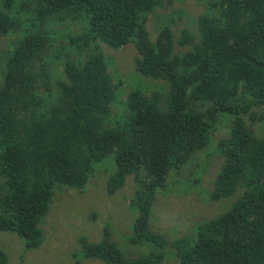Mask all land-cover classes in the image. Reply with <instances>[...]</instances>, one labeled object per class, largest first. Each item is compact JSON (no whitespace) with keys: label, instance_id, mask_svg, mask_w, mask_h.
<instances>
[{"label":"trees","instance_id":"16d2710c","mask_svg":"<svg viewBox=\"0 0 264 264\" xmlns=\"http://www.w3.org/2000/svg\"><path fill=\"white\" fill-rule=\"evenodd\" d=\"M175 2L1 1L9 48L0 54V231L23 238L27 250L43 243L55 188L82 192L95 165L112 157L107 192L133 177L129 241L151 249L129 259L106 226L100 242L78 240L85 259L162 264L172 254L178 264H264V133L253 129L264 125V0H206L196 34L183 29L177 38L168 24L152 41L149 16L155 11L158 26L156 12ZM174 15L172 8L162 17L174 23ZM129 44L136 71L162 85L127 87L120 100L117 60L103 46ZM223 114L231 127L210 200L235 202L194 237L168 242L151 229L157 191L209 145ZM8 263L0 251V264Z\"/></svg>","mask_w":264,"mask_h":264},{"label":"rangeland","instance_id":"374dc122","mask_svg":"<svg viewBox=\"0 0 264 264\" xmlns=\"http://www.w3.org/2000/svg\"><path fill=\"white\" fill-rule=\"evenodd\" d=\"M175 1L167 11L162 9L156 12V15L162 13L156 19L158 26L154 25L155 11L149 16L147 29L152 41L156 40L157 28L161 30L162 26L168 24L172 26L177 38L183 29H189L196 34V20L205 12L206 0ZM172 8L176 10V15L173 16L175 21L171 23L170 20L168 23L162 16L168 15ZM60 45L56 42L55 50L60 51ZM8 48L9 41L0 37V54ZM103 48L106 56L117 60L119 81L123 83L122 91H118L120 100L126 97L124 89H128L127 87L134 90L139 89L140 85L145 89L147 86L148 92L161 87L162 83L159 81L146 78L136 71L135 60L138 52L133 44L119 50L107 46ZM57 70L59 75L63 74V65L58 63ZM113 73L117 79L114 70ZM229 121V115H221L217 131L211 136L209 145L197 152L188 165L180 170H173L167 186L157 191L151 229L164 236L168 242L194 237L200 224L225 213L235 202L236 196L219 202L210 200L224 160L219 143L229 136ZM253 129L258 134L264 133V125L260 123ZM114 172V161L109 157L95 165V172L82 192L61 185L55 188L51 209L41 223L45 237L39 248L27 250L23 238L13 232L0 231V251L7 254L8 264H104L99 259H85L78 240L87 237L92 243H98L103 238L106 226L111 230L112 239L129 259L146 254L151 247L135 246L129 241L136 216L131 206L135 195L133 177L127 179L123 189L109 195L106 183ZM166 252L168 251L165 250ZM171 255L162 264H178Z\"/></svg>","mask_w":264,"mask_h":264}]
</instances>
